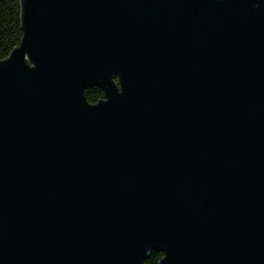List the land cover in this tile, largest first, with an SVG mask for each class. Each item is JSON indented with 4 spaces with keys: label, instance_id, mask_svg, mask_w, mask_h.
Returning <instances> with one entry per match:
<instances>
[{
    "label": "water",
    "instance_id": "95a60500",
    "mask_svg": "<svg viewBox=\"0 0 264 264\" xmlns=\"http://www.w3.org/2000/svg\"><path fill=\"white\" fill-rule=\"evenodd\" d=\"M20 4L0 264H264V0Z\"/></svg>",
    "mask_w": 264,
    "mask_h": 264
},
{
    "label": "trees",
    "instance_id": "16d2710c",
    "mask_svg": "<svg viewBox=\"0 0 264 264\" xmlns=\"http://www.w3.org/2000/svg\"><path fill=\"white\" fill-rule=\"evenodd\" d=\"M23 34L20 0H0V61L20 46ZM85 98L95 105L104 99V93L98 88L88 89ZM162 258L161 253H153L145 264H158Z\"/></svg>",
    "mask_w": 264,
    "mask_h": 264
}]
</instances>
